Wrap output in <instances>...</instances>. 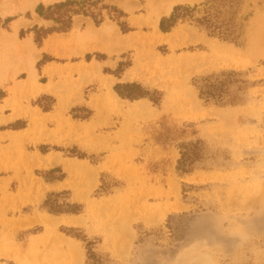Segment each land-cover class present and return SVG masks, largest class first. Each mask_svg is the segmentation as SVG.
I'll return each instance as SVG.
<instances>
[{
	"label": "rangeland",
	"instance_id": "rangeland-1",
	"mask_svg": "<svg viewBox=\"0 0 264 264\" xmlns=\"http://www.w3.org/2000/svg\"><path fill=\"white\" fill-rule=\"evenodd\" d=\"M58 1L0 0V264H85L84 243L64 227L93 240L105 264H264V0H252L240 45L186 23L160 32L175 5L203 0L176 2L158 19V0H105L131 27L99 25L117 28L112 54H80L68 39L95 25L83 15L37 45L32 27L53 22L36 6ZM222 70L258 82L242 103L198 98L191 78ZM130 82L159 91L158 102L118 96L113 86ZM191 143L199 157L181 172ZM54 168L62 178H45ZM102 173L112 182L104 194ZM63 191L81 213L43 208Z\"/></svg>",
	"mask_w": 264,
	"mask_h": 264
},
{
	"label": "trees",
	"instance_id": "trees-1",
	"mask_svg": "<svg viewBox=\"0 0 264 264\" xmlns=\"http://www.w3.org/2000/svg\"><path fill=\"white\" fill-rule=\"evenodd\" d=\"M257 1L256 4H260ZM36 13L46 20H51L53 25L49 28L33 26L34 42L39 45L43 38L52 32H68L71 29L72 18L76 15L89 17L96 26L102 24L106 17L110 18L120 27L123 33L129 32V26L125 12L105 0H62L47 6L38 4ZM254 12L252 0H203L193 5L177 4L172 11L162 16L158 28L162 33H169L178 24L186 23L208 37L240 45L244 40L247 22ZM7 18L5 22L10 21ZM7 29V26H2ZM22 36V32L20 33ZM264 83V80L260 81ZM197 90L199 99L211 102L217 106H235L244 101L241 93L247 88L256 86L258 82L250 81L244 77L243 72L235 70H222L207 75L194 76L190 81ZM114 91L121 98L137 100L148 98L152 102H158L160 92L148 90L140 83H117ZM243 94V93H242ZM74 111V109H72ZM84 118V117H83ZM7 127H0L5 129ZM194 144H183L180 150V158L177 169L181 172L191 170L192 164L199 157V152L194 149ZM83 158V154H79ZM57 168L46 172L51 175ZM108 174L102 173L100 177L99 192L106 193L112 182L106 181ZM48 179H61L62 175L46 177ZM67 192L49 193L43 201V208L55 215H77L84 209V205L77 202H69L65 198ZM62 198V199H61ZM68 236L84 243L86 249L85 264H105L111 259L103 257L94 248V241L89 240L81 230L72 227L62 228Z\"/></svg>",
	"mask_w": 264,
	"mask_h": 264
},
{
	"label": "crops",
	"instance_id": "crops-1",
	"mask_svg": "<svg viewBox=\"0 0 264 264\" xmlns=\"http://www.w3.org/2000/svg\"><path fill=\"white\" fill-rule=\"evenodd\" d=\"M43 21L48 22L47 20ZM120 38L121 37L114 24L108 25L103 29V26L96 27L90 20H88L84 24L80 35L75 34L68 39L75 45L80 54L93 50H100L112 54L117 52L122 45Z\"/></svg>",
	"mask_w": 264,
	"mask_h": 264
},
{
	"label": "bare ground",
	"instance_id": "bare-ground-1",
	"mask_svg": "<svg viewBox=\"0 0 264 264\" xmlns=\"http://www.w3.org/2000/svg\"><path fill=\"white\" fill-rule=\"evenodd\" d=\"M9 2H20V3H25L27 5H31L35 3V0H7ZM195 0H158V3L156 2V4L152 7L151 13L153 15V17H155L156 19H158L162 14L165 13H169L172 5L176 2H193ZM28 2V3H27ZM121 2V1H120ZM125 5H127V7L129 8V2L127 0H123L122 1ZM123 4V5H124ZM18 27V23L14 24V28Z\"/></svg>",
	"mask_w": 264,
	"mask_h": 264
}]
</instances>
